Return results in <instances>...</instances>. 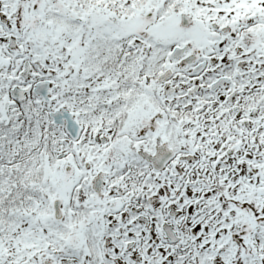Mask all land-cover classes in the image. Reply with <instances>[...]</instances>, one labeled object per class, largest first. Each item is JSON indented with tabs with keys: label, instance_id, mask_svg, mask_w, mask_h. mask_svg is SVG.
Segmentation results:
<instances>
[{
	"label": "snow or ice",
	"instance_id": "1",
	"mask_svg": "<svg viewBox=\"0 0 264 264\" xmlns=\"http://www.w3.org/2000/svg\"><path fill=\"white\" fill-rule=\"evenodd\" d=\"M0 264H264V0H0Z\"/></svg>",
	"mask_w": 264,
	"mask_h": 264
}]
</instances>
